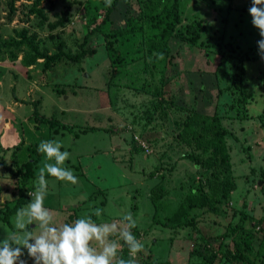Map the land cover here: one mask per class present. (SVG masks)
<instances>
[{"label": "rangeland", "instance_id": "rangeland-1", "mask_svg": "<svg viewBox=\"0 0 264 264\" xmlns=\"http://www.w3.org/2000/svg\"><path fill=\"white\" fill-rule=\"evenodd\" d=\"M34 1L15 0L12 11L9 0H0V45L15 39L16 32L25 29L28 36H35L38 40L41 52L54 54L57 45L62 43L63 51L73 55L80 50L86 28L94 26L90 25L89 16L102 12L106 6L103 0H41L37 8L45 13L50 24L61 12L67 11L64 27L51 32L47 24L40 25L36 15L30 12ZM158 1L140 0L134 7L141 12L145 6L152 10ZM130 2L134 0H128ZM251 4L252 0H202V3L180 0V17L184 21L181 26L188 17L203 19L199 42H203L204 49L211 48L218 53L214 55L211 52L213 57H209L208 62L201 49H194L191 55L182 44V50L187 54L186 61L177 59L178 70L174 78L171 77L173 69L166 76L171 75L170 78H164V84L158 69L145 67L148 59L144 57L145 53L141 55L139 52L134 58L127 56L119 63L112 62L106 52L104 38L98 32L88 38L85 46L92 56L73 67V63L59 62L46 72L42 70L43 62H37L30 71V80L23 65L12 63L13 56L19 60L29 54L28 49L16 51L0 46V59H8L12 63L3 64L6 69L0 71V75H4V80H0L3 81L0 86V143L15 145L14 149L0 155L3 164L0 169V240L15 231L16 213L5 222V206H13L19 195H24L26 199L21 208H26L31 200L28 192L36 191L39 168L47 160L46 155L38 151V146L45 140L62 142L61 151L70 153L63 167L71 169L77 177V183L72 184L46 175L48 191L44 203L53 215V223L56 226L72 224L78 218L91 216L97 224L115 222L124 225L127 222L123 217L131 213L137 222L134 228L139 232L137 240L143 245L142 251L135 254V264H190L191 250L202 245L197 240L201 234L211 239L216 247L217 235L229 234L242 214L245 215L244 227L247 229L255 221L264 219V81L261 79L264 60L258 54H251L249 57L256 59L248 61V55H244L251 52L253 46L252 49H257V41L261 39L248 12ZM123 5L125 3L121 7ZM166 5L169 7L171 1ZM165 14L160 17L164 19ZM144 24L150 34L149 22ZM123 48L133 49L134 46L127 42ZM241 66L246 78L249 77V81L246 79V103L244 106L231 105L228 92ZM143 74L145 80L142 79ZM147 85L158 87L167 101L142 91L141 88ZM52 88H60L63 95L56 96ZM15 95L22 100L16 101ZM207 95L211 97L210 104L204 106L203 100ZM34 105L39 114L48 118L53 115L66 127L57 128L55 132L46 124L34 121ZM155 105L164 111L157 109L154 112ZM76 108L75 113L65 115L60 111ZM187 113L198 121L201 128L207 124L208 131L201 129L206 137L216 131H225L230 170L237 183L225 217L200 216L199 232L189 226L175 229L152 222L156 209L161 212L160 204L154 203L152 198L160 186H163V205L166 204L164 214L172 215L176 202L184 199L186 185L190 182L196 184L208 174L205 167H197L194 162L180 157L184 152H190L204 160L206 156L200 148L193 149L174 141ZM75 133L78 139H75ZM187 137L190 141L189 134ZM22 138L29 145L20 146ZM131 139L136 148H133ZM190 142L194 147L195 143ZM18 145L19 150L16 149ZM172 147L173 150L170 149ZM31 149L38 154L35 176L22 189L21 176L15 171L29 159ZM97 211L99 216L95 215ZM34 227L29 225L28 230ZM34 234L38 235L39 229ZM109 239L120 245L118 260L124 240L118 233ZM230 239V235L222 238L223 251L229 246ZM195 241L197 245H194ZM93 246L98 247L96 242ZM23 251L22 259L27 264H35L28 257L27 249ZM214 264L232 263L223 257Z\"/></svg>", "mask_w": 264, "mask_h": 264}, {"label": "trees", "instance_id": "trees-1", "mask_svg": "<svg viewBox=\"0 0 264 264\" xmlns=\"http://www.w3.org/2000/svg\"><path fill=\"white\" fill-rule=\"evenodd\" d=\"M14 1L15 0H9L8 2L12 11H14ZM103 1L106 3L105 0ZM168 1H171L169 7L166 5ZM179 1L180 0H159L158 4L154 6L152 10H149L148 6H145L143 12H141L134 7L135 3L139 4L140 0H134L133 3H128V0L127 2H124V0H111L110 7L105 6L102 12L94 13L92 16H89L90 25L94 26L91 27V29L86 28V34H84L83 41L79 45L80 50L73 55L63 51L62 43L57 45V52L54 54L49 55L41 52L39 50L38 40L35 36H28V32L25 29L16 32L15 39L2 42L0 46L8 50L16 49V51L21 48H27L29 54L22 58L23 65L30 67L35 65L38 60H42V70L46 72L59 62L67 61V64L73 63L74 65L72 64L71 66L73 67L79 65L84 58L92 56L89 53L90 51L86 50L85 46L88 38L98 32L104 38L106 52L112 62L119 63V60H124L127 56L134 58L139 55V52L141 55L145 53V55L143 54L144 57H148L145 67L150 70L158 69V73L161 75V82L163 83L164 78H170L171 75L168 77L166 76L168 72L173 69L174 73L171 77L174 78L176 70H178L176 68L177 59H185L187 55L185 54V50H182V44H184L191 55L194 53V49H201L203 51V58L208 62L209 57H213L210 54L211 52L214 55L215 53H218V50L213 51L211 48H209L210 50L204 49L205 45L202 44L203 42H199L202 24L204 23L203 19L188 17L186 23L181 26L184 21L180 17ZM40 2L41 0H35L30 10V12L34 13L39 19V24H47L51 32L64 27L65 24L63 23V19L66 16L67 11L61 12L56 21L50 24L48 23V18L45 13L37 8ZM122 3H125L123 7H121ZM197 3H202V0H197ZM163 13H166L164 19L163 17H160ZM97 20H99V22ZM144 22H149V29L152 31L150 34L146 32ZM127 42L130 43L131 46H134V48L124 49L123 47ZM252 48H254V46ZM252 48L250 49L251 52L249 51V53L244 54L245 56L248 55V58L246 57L248 61H254V59H256V57L254 59L250 58L249 55L258 54V48ZM15 57L16 55L13 56V59H15ZM258 72L259 70L257 73ZM144 74L142 78L143 80L146 79ZM258 78L260 80V76H258ZM246 79L249 81V77L247 76L246 78L245 72H243L241 66L238 76L232 81L230 91L228 92L230 97L228 101L229 103L231 102V105L235 104L244 106L246 103V97L248 95V92L246 91L248 85L246 84ZM261 79L264 81V76L261 75ZM141 89L147 94L154 96V98L160 96L163 97L165 95L162 92H159L158 87L151 88V86L147 85V87H142ZM51 91L58 97L63 95V91H61L60 88H52ZM164 99L166 100L167 98ZM210 99V96H205L203 105L210 104ZM157 109H162L164 111L163 108H158L155 105L153 107L154 112ZM151 116H153V113H151ZM32 117L37 123H44L49 129H54L55 132L58 131L57 128L64 129L66 127V125L62 124L63 122L56 119L53 115L48 118L39 114V110H37L35 105ZM206 117L209 118L208 116ZM202 120L207 122L205 119ZM197 122L198 121L188 113L183 116L181 121L182 128L176 135L174 141H176L177 144L181 142L183 146L185 145L193 149L200 148L202 152L205 153L206 157L204 160H200L198 156L190 154V152H184L180 157L181 159L194 162V165L197 167H205L208 174L202 181L197 180L195 182L196 184L190 182L186 185L184 199L176 202L175 210L172 215L164 214L165 211L163 208H165L166 204L164 203L165 205H163L164 201L161 198L163 197V186H160L158 191L154 192L152 195L153 202L157 205L160 204L158 208L159 211H161L158 212V209H156L157 211H155L152 217L153 223L160 222L164 226H170L175 229L189 226L193 231L199 232L197 224L200 216L204 217L205 215L210 214L222 218L226 215V209L230 205L231 193L236 189L237 183L230 170V159L224 139L225 131H216L210 137H206L207 134L203 135L201 129L208 131L207 124H203L201 128ZM188 134L190 135V139L195 143L194 147L190 142L191 140H187ZM74 135L75 139H78V134L75 133ZM131 143L133 144V148L137 147L134 140L131 139ZM23 144L24 141L22 139V142L19 145L21 146ZM19 145L16 147L18 150L20 148ZM170 149L173 150L174 148L172 147ZM32 150L33 149L30 151L35 155L29 153V159L15 171L17 175L21 176L20 188L22 189L24 188L25 183H27L31 177L35 176L34 165L37 162L36 158L38 154ZM2 151L6 150L1 149L0 152ZM14 152L16 153V151ZM14 152L13 155H15ZM2 165L3 164L0 162V168H2ZM9 171L11 172V170ZM160 179L163 180V178ZM162 180L160 182L161 184L163 183ZM25 199L24 195H19L13 206H5L4 221L22 207ZM102 203L105 204V202ZM244 224L245 215L242 214L241 220L230 228L229 234L225 233L223 235H217L215 238V241L217 242L216 247L212 244L213 241L211 239L205 238L204 235L201 234L197 240H200L202 245L199 248L195 247L191 250L189 255L190 261L188 260V262L190 264H214L216 260L224 257L232 264H264V219L255 221L250 225L251 228L249 229L245 228ZM132 229L133 230L131 231L133 235L138 239L139 232L134 228ZM226 235H230L231 239L229 246L225 247V250L223 251L221 240L222 238L224 239ZM194 245H197L196 241ZM120 258L125 260L132 259L125 242L123 243Z\"/></svg>", "mask_w": 264, "mask_h": 264}, {"label": "clouds", "instance_id": "clouds-1", "mask_svg": "<svg viewBox=\"0 0 264 264\" xmlns=\"http://www.w3.org/2000/svg\"><path fill=\"white\" fill-rule=\"evenodd\" d=\"M106 6H111V0H106ZM248 12L253 26L259 30L258 55L264 60V0H252ZM62 147L59 140L40 142L38 151L45 154L47 160L39 168L36 191L28 192L31 200L27 207L16 212L14 233L0 240V264H27L22 259L24 249L35 264H135V254L142 251L143 245L130 230L137 226L131 213L123 217L127 222L124 225L97 224L91 216L78 218L72 224L56 226L53 223V215L44 203L48 191L46 175L77 183L73 171L63 167L70 153L61 151ZM95 215L99 216L100 212ZM29 225H35L34 229L28 230ZM36 229H39L38 235L34 234ZM117 233L128 246L132 259L117 260L120 245L109 239ZM93 242L98 247H94Z\"/></svg>", "mask_w": 264, "mask_h": 264}, {"label": "crops", "instance_id": "crops-1", "mask_svg": "<svg viewBox=\"0 0 264 264\" xmlns=\"http://www.w3.org/2000/svg\"><path fill=\"white\" fill-rule=\"evenodd\" d=\"M18 58V57H17ZM14 59L13 61H12V63H13V65L14 64H21V65H23V63H22V58H20L19 60L18 59ZM40 61H42V60H38L37 62H40ZM11 63V60H8V59H0V71L1 70H4V69H6V66H3V64H6V65H10V64H12ZM37 64H35V65H32V66H30V67H26V66H24L23 65V67L25 68V72L27 73V78H29V80L31 79L30 77H29V75H30V71H32L33 69H34V67L36 66ZM12 70V69H11ZM13 71V70H12ZM15 72V71H14ZM4 80V75L3 74H1L0 75V80ZM3 84V81L2 82H0V86ZM39 83H36V85H38ZM13 86V85H12ZM29 90H30V87H29ZM15 100L16 101H18V100H22V98H20L19 96H17V95H15ZM30 101L31 102H35V101H33L32 99H30ZM37 101V100H36ZM24 102H26V101H24ZM17 102H14V104H16ZM35 104V103H34ZM18 106H20V103H18ZM6 108H8L10 111L12 110L10 107H9V105H7V107ZM60 111L62 112V114H66V113H68V112H71V113H75L76 111H77V108L76 109H73V110H62V109H60ZM7 126H8V121H7V124H6ZM23 139V138H22ZM24 146L25 145H28V142H24V144H23ZM13 146H15V145H10V146H7V145H3V144H1L0 143V151H1V149H5L6 151H10V148H11V150H12V148L14 149V147ZM5 151H2V152H0L1 154L0 155H5L6 153H4ZM10 155H12V154H10ZM1 169V168H0Z\"/></svg>", "mask_w": 264, "mask_h": 264}, {"label": "built area", "instance_id": "built-area-1", "mask_svg": "<svg viewBox=\"0 0 264 264\" xmlns=\"http://www.w3.org/2000/svg\"><path fill=\"white\" fill-rule=\"evenodd\" d=\"M144 146V145H143ZM145 147V146H144Z\"/></svg>", "mask_w": 264, "mask_h": 264}]
</instances>
